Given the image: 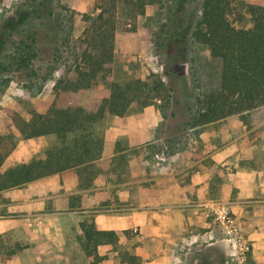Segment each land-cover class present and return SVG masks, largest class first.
<instances>
[{"label":"rangeland","instance_id":"1","mask_svg":"<svg viewBox=\"0 0 264 264\" xmlns=\"http://www.w3.org/2000/svg\"><path fill=\"white\" fill-rule=\"evenodd\" d=\"M96 1L53 0L50 6L55 12L50 15L48 9L39 6L42 2L47 3V0H0V141L7 139L17 143L16 149L0 166V172L15 165L29 163L32 159H43L46 152L56 144L53 137L23 138L15 127L10 112L29 119L33 113H45L51 107L55 81L64 77L73 78L76 69L82 66V53L86 48L82 34L87 27L82 21V15L90 12ZM244 1L264 5V0ZM201 2L202 0H188L186 8H183L177 3H171V0H154L146 7L145 13L140 14L126 4L125 0H105V7L112 8L111 13L115 14L117 23L111 82L124 84L142 80L153 83L161 80L170 92L161 93L149 107L133 104L129 114L123 119L108 115L99 125V130L106 139L108 131L121 124L128 125L131 133L120 137V143L123 144L129 139L138 138L134 118L144 115L154 118L151 114L157 112L162 121L157 125L155 138L165 143L159 147L155 145L148 152L154 158L160 154L170 157L175 152L186 153L191 149L192 140L199 138L203 132L207 131L205 133L214 139L213 132L224 129L227 145L237 141L239 147L243 145L254 151L256 161L264 166V106L209 126L206 130H191L192 109L198 96L220 90L222 64L211 56L206 46L193 40H188V60L178 59V63L172 62L171 49L175 56L180 48L171 39L174 31L177 34V29L180 28V40L185 39L184 33L201 19ZM2 41L5 45H2ZM168 42H172L173 48L167 45ZM110 91L111 83L99 78L93 89L81 97V101H91L95 95L108 97ZM149 110H152L151 114ZM132 153L134 152H126L128 155ZM120 173L117 182L129 181L130 169L123 168ZM42 182L46 181L0 193V217L8 214V207L12 203H41V213L45 215L42 217L45 224H50L52 234L47 236L42 231V226L35 221L37 216L16 211L9 213L13 228L0 236V264H92V258L87 257L81 247V223L92 220L93 215H96L92 212L96 207H93L90 196H84V201L89 202L84 208V214L71 209L63 210L60 207L62 202L66 204L63 192L46 193ZM118 190L121 191V187L116 189ZM114 195L115 198L118 196L116 192ZM71 196L76 198L75 205H79L77 197L80 195L69 197ZM263 198L261 196L243 202L239 213L233 210L232 204H227L251 244L255 242L254 233L264 239ZM121 205L123 203L115 201L103 208L109 206V209L114 210L111 213L118 214L121 212L116 209ZM257 206L260 208L257 209ZM254 211H258L257 214ZM208 218L215 221L212 214ZM217 231L218 235H224L218 224ZM136 234L133 231L129 233L131 237L128 236L117 249L120 252L126 250L136 253L139 250ZM201 244L194 253L196 255H191V264L195 261L197 264H256L251 253L243 261H239L233 255L231 245L232 255H228L223 262L220 245H209L207 242ZM101 254H106V250H101ZM113 254L112 252L111 255ZM116 254L117 252L114 255ZM210 254H213L215 260L205 263V258ZM117 261L118 259L115 260L116 263ZM101 264L111 262L104 261Z\"/></svg>","mask_w":264,"mask_h":264},{"label":"trees","instance_id":"2","mask_svg":"<svg viewBox=\"0 0 264 264\" xmlns=\"http://www.w3.org/2000/svg\"><path fill=\"white\" fill-rule=\"evenodd\" d=\"M52 1L39 4L48 9L50 15L55 12L50 6ZM152 2L154 0H125L140 14H144ZM187 2L171 0L183 8ZM200 7L201 19L188 28L185 39L180 40L182 28L172 34L173 44L180 49L177 55L172 54L173 49L170 54L172 62L187 61L188 40H193L206 46L211 56L222 64L220 90L196 99L190 123L193 128L242 116L264 106V5L244 0H202ZM111 11L112 8L105 7V0H97L94 8L82 15V21L87 24L82 34L86 45L82 66L76 69L73 78L55 81L51 107L45 113H33L29 119L10 112L23 138L53 137L56 144L43 159H32L0 172V193L67 170L93 166L103 158L105 137L99 125L108 115L125 117L133 104L149 107L161 93L170 92L161 80L111 82L117 30L116 17ZM192 23L191 19L190 25ZM172 42L167 43L171 48ZM99 78L111 83L109 96L95 95L91 101L82 102L81 97L93 89ZM16 147L15 141H0V166ZM82 232L81 247L85 255L92 258V264L105 259L99 254L100 247L114 248L119 244L117 232L100 231L93 222H84ZM137 262V256L124 254L119 264Z\"/></svg>","mask_w":264,"mask_h":264},{"label":"crops","instance_id":"3","mask_svg":"<svg viewBox=\"0 0 264 264\" xmlns=\"http://www.w3.org/2000/svg\"><path fill=\"white\" fill-rule=\"evenodd\" d=\"M151 115L154 118L146 115L134 118L139 134L135 140L120 143L121 136L131 133L128 125L121 124L108 131L103 158L93 166L67 170L32 183L46 181L42 182L46 193L63 192L66 204L60 200V207L75 210L78 214L86 212L84 208L89 202L84 201V196H90L93 207H96L92 212L96 215L92 220H84L81 227L84 222H93L98 230L115 231L120 237L119 244L114 248L100 247L99 254L105 257L100 264L104 261L119 264L124 254L137 256V264H191V255L198 251L201 243L206 242L220 245L223 250L221 261L225 262L228 255H232L230 244L225 235H218L216 221L208 218L212 213L209 206L215 202L232 204L233 210L239 213L243 202L264 196V166L256 161L254 151L243 145L239 147L237 141L227 145L225 130L219 129L213 132L214 139L205 133L207 131L203 132L199 138L192 140L191 149L186 153H173L159 167L157 155L154 158L149 151L155 145L159 147L165 143L155 138L162 118L157 112ZM223 121L191 130H206ZM126 152L134 153L128 155ZM123 168L130 169V179L117 182ZM118 187L121 191H116ZM114 191L118 195L116 198ZM70 195H80L77 197L79 205H75L76 198ZM115 201L123 203L116 209L121 213H111L114 210L109 206L103 208ZM41 209V203H12L8 214L0 217V236L12 230L9 213L13 211L37 216L36 223L42 226L47 236L51 235L50 224H45ZM247 212L250 213L249 210ZM257 212L254 211L255 214ZM132 231L137 232L139 250L136 253L120 252L117 247L128 236L131 237L129 233ZM254 240L251 256L256 264H264V239L254 233ZM103 249L106 254H101ZM112 252L117 254L111 255ZM205 259V263L215 260L213 254Z\"/></svg>","mask_w":264,"mask_h":264},{"label":"built area","instance_id":"4","mask_svg":"<svg viewBox=\"0 0 264 264\" xmlns=\"http://www.w3.org/2000/svg\"><path fill=\"white\" fill-rule=\"evenodd\" d=\"M157 166L162 167L167 161L165 155H157ZM212 215L215 217L216 223L219 225L225 235L226 241L233 248V255L239 261H243L245 257L252 251V244L244 236L237 219L234 217L231 209L223 203H211L209 206Z\"/></svg>","mask_w":264,"mask_h":264}]
</instances>
